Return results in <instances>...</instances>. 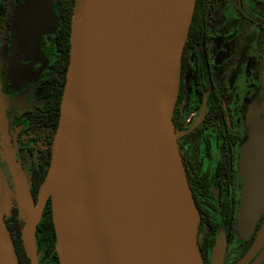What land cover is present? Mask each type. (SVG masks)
I'll list each match as a JSON object with an SVG mask.
<instances>
[{"label": "water", "instance_id": "95a60500", "mask_svg": "<svg viewBox=\"0 0 264 264\" xmlns=\"http://www.w3.org/2000/svg\"><path fill=\"white\" fill-rule=\"evenodd\" d=\"M195 3L78 1L52 161L23 231L29 264H40L36 228L48 199L60 264H204L173 123ZM246 126L243 239L264 212V117L250 112ZM0 264H22L1 211Z\"/></svg>", "mask_w": 264, "mask_h": 264}, {"label": "flooded vegetation", "instance_id": "af4514ba", "mask_svg": "<svg viewBox=\"0 0 264 264\" xmlns=\"http://www.w3.org/2000/svg\"><path fill=\"white\" fill-rule=\"evenodd\" d=\"M78 1L0 0V211L19 258L27 206L52 161ZM250 112L264 117V0H196L173 123L200 213L204 264H216L222 237L218 264H264V212L245 239L236 231ZM49 206L50 199L36 228L39 262L56 243Z\"/></svg>", "mask_w": 264, "mask_h": 264}, {"label": "trees", "instance_id": "16d2710c", "mask_svg": "<svg viewBox=\"0 0 264 264\" xmlns=\"http://www.w3.org/2000/svg\"><path fill=\"white\" fill-rule=\"evenodd\" d=\"M50 209H51V207L49 206L46 209V212H50ZM18 250H19V253L21 255L20 260H21L22 264H29L30 259L27 256V253H26V250H25L24 246L21 245L18 248ZM47 254L49 255V259H47L46 261L40 262V264H60L58 253H57L56 249L54 248V243H52L49 246Z\"/></svg>", "mask_w": 264, "mask_h": 264}, {"label": "rangeland", "instance_id": "374dc122", "mask_svg": "<svg viewBox=\"0 0 264 264\" xmlns=\"http://www.w3.org/2000/svg\"><path fill=\"white\" fill-rule=\"evenodd\" d=\"M28 207V211H29V206H27Z\"/></svg>", "mask_w": 264, "mask_h": 264}]
</instances>
